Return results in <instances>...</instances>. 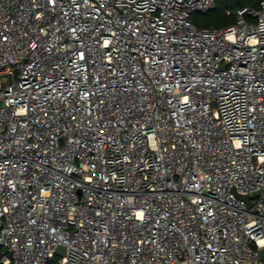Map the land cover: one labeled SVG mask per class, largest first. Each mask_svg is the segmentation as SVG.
I'll use <instances>...</instances> for the list:
<instances>
[{"label": "built area", "instance_id": "2783aa9c", "mask_svg": "<svg viewBox=\"0 0 264 264\" xmlns=\"http://www.w3.org/2000/svg\"><path fill=\"white\" fill-rule=\"evenodd\" d=\"M215 7L0 0L1 263L264 264V0Z\"/></svg>", "mask_w": 264, "mask_h": 264}, {"label": "trees", "instance_id": "16d2710c", "mask_svg": "<svg viewBox=\"0 0 264 264\" xmlns=\"http://www.w3.org/2000/svg\"><path fill=\"white\" fill-rule=\"evenodd\" d=\"M233 4L232 0H216V7L206 13L197 14V19H193L191 14V20L200 27H225L235 22L237 17V9L244 6L257 8L261 0H247L246 5L241 3L240 0H235ZM235 8V9H234ZM229 11V12H227ZM2 249L0 246V256ZM0 264H3L0 262Z\"/></svg>", "mask_w": 264, "mask_h": 264}, {"label": "water", "instance_id": "95a60500", "mask_svg": "<svg viewBox=\"0 0 264 264\" xmlns=\"http://www.w3.org/2000/svg\"><path fill=\"white\" fill-rule=\"evenodd\" d=\"M1 103V102H0ZM240 198H242L243 200H245L246 202H249V196L248 195H242V194H237ZM256 195V193L254 194ZM55 251L59 254H64L65 253V246L62 244H58L55 248ZM260 255L263 256L264 255V249L260 251ZM52 261H54V259H52Z\"/></svg>", "mask_w": 264, "mask_h": 264}, {"label": "rangeland", "instance_id": "374dc122", "mask_svg": "<svg viewBox=\"0 0 264 264\" xmlns=\"http://www.w3.org/2000/svg\"><path fill=\"white\" fill-rule=\"evenodd\" d=\"M241 1V3H244L245 5H246V2H247V0H240ZM232 2H233V4L236 2L235 0H232ZM235 9V8H234ZM197 14H199V13H194L193 15H192V18L195 20V19H197Z\"/></svg>", "mask_w": 264, "mask_h": 264}]
</instances>
